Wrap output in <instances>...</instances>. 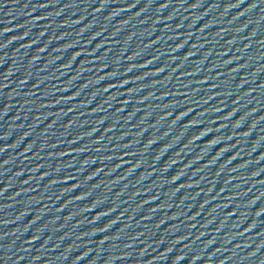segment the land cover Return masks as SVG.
Instances as JSON below:
<instances>
[{"label": "water", "instance_id": "95a60500", "mask_svg": "<svg viewBox=\"0 0 264 264\" xmlns=\"http://www.w3.org/2000/svg\"><path fill=\"white\" fill-rule=\"evenodd\" d=\"M0 264H264V0H0Z\"/></svg>", "mask_w": 264, "mask_h": 264}]
</instances>
